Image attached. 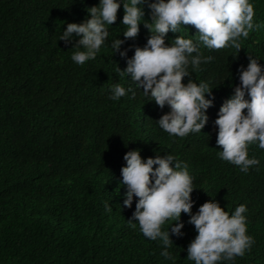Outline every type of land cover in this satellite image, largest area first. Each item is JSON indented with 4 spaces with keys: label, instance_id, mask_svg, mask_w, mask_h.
Instances as JSON below:
<instances>
[{
    "label": "trees",
    "instance_id": "16d2710c",
    "mask_svg": "<svg viewBox=\"0 0 264 264\" xmlns=\"http://www.w3.org/2000/svg\"><path fill=\"white\" fill-rule=\"evenodd\" d=\"M250 2L259 27L241 38L240 50L200 44L202 54L214 59L189 71L195 82L213 87L215 99L202 132L181 138L156 122L167 105L159 108L138 90L135 98H109L114 83L134 87L116 69L126 67V58L110 46L124 39L122 7L100 52L78 65L71 59L76 49L58 39L67 23L90 18L87 9L99 0H0V264H195L187 259L196 235L187 214H181L184 235L171 236L172 260L160 255L161 241L128 225L138 198L124 207L120 181L123 156L132 149H140L142 158L167 153L187 162L198 188L191 194L193 212L211 197L230 214L245 204L247 234L255 243L244 256L218 264H264V149L250 144L248 156L260 164L241 172L218 157L213 123L239 84L237 70L247 66V56L264 65V0ZM197 31L183 25L167 33L166 43L177 35L195 41ZM149 34L141 23L138 36L121 48L143 47ZM132 55L129 50L127 57Z\"/></svg>",
    "mask_w": 264,
    "mask_h": 264
},
{
    "label": "clouds",
    "instance_id": "9594fccd",
    "mask_svg": "<svg viewBox=\"0 0 264 264\" xmlns=\"http://www.w3.org/2000/svg\"><path fill=\"white\" fill-rule=\"evenodd\" d=\"M145 4L150 22L144 20ZM121 7L120 23L126 26L124 39L116 38L110 46L113 54L126 58V67L121 70L116 65V69L134 87L114 83L109 98L117 101L129 93L135 98L138 90L159 108L168 106L169 111L156 122L170 136L183 138L202 132L209 121L207 110L215 99L213 87L203 80L195 82L189 69L197 70L214 59L202 54L200 44L207 49L242 48L241 38L246 39L250 31L259 27L253 20V4L250 0H99L87 9L90 18L67 23L60 34L58 40L76 49L71 55L73 62L83 65L96 57L108 40V26L117 20ZM141 23L150 33L144 46L122 49L127 39L138 36ZM183 25L198 30L196 40L177 35L173 43H166L167 33H178ZM129 50L133 51L130 58ZM247 59V66L240 65L237 70L239 84L232 86V95L219 107L213 121L216 145L221 149L218 157L238 166L243 173L260 164L258 158L248 156V146L258 144L264 149V65L251 55ZM185 77L187 82L182 83ZM123 159V206L132 208L134 197L138 198L127 223L133 229L139 225L144 237L161 241L160 255L165 260L173 259L169 251L173 245L171 236L184 235L182 212L188 215L187 223L196 232L186 249L187 259L195 264L232 262L252 248L255 240L247 234L245 204L230 214L211 197L192 211L196 201L191 194L198 188L187 162L167 153L142 158L140 149L128 150ZM105 210L112 211L109 202H105ZM168 221L174 222L162 230Z\"/></svg>",
    "mask_w": 264,
    "mask_h": 264
}]
</instances>
